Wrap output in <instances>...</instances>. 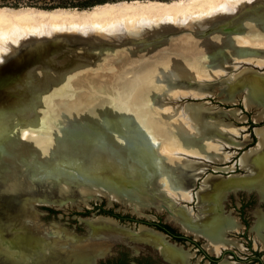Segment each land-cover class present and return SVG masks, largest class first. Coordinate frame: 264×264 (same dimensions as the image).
I'll use <instances>...</instances> for the list:
<instances>
[{"label": "bare ground", "instance_id": "1", "mask_svg": "<svg viewBox=\"0 0 264 264\" xmlns=\"http://www.w3.org/2000/svg\"><path fill=\"white\" fill-rule=\"evenodd\" d=\"M242 2L244 0H173L170 2L124 0L99 4L92 9L81 11L77 9L47 11L33 7H0V50L5 48L13 37L18 38L24 31L28 30L86 28L88 24L102 22L106 24V22L112 23L113 21L134 18L138 20L149 18L166 20L175 17L176 19H186L189 16L200 15L207 9H232ZM254 2L255 5L247 9L248 13L238 18L233 17L234 22L222 20L212 25V28L207 22L199 23L200 26L198 25L197 31L203 33L210 28L209 34L212 37L208 39L209 35H204L197 39L182 35L183 37L175 42L176 44L173 45L171 51L176 49L181 52V55H176L177 58L187 59L193 63V74L209 77L210 75L218 76L220 70L218 72L214 69L227 63L229 55L231 56L230 59L240 58L246 49L252 48L254 50V47L260 50L264 49V2L259 0ZM134 21L137 20L134 19ZM242 43L245 45H239ZM17 53L15 52V54ZM165 57V54L156 56L154 62L165 63L166 61H160ZM227 65L229 66V64ZM144 68V70L130 71L127 80L119 82L120 85L122 84V89L124 88L123 96H125L119 101L117 99L107 100L98 105L99 101L94 105L99 108H95L90 105H77L76 103L80 101L78 99L72 102L66 100L64 101L66 104H62V107L69 109V112L63 114L54 113L56 111L52 107L53 99L47 96L44 98L46 103L44 108L47 110L44 111L45 114L41 115L35 111L31 117L29 115L24 117L21 112L13 115L19 120L21 117L24 118L25 122L22 124L25 125L24 127L21 128L17 125L15 129L8 130L9 126L0 122V181L7 183H5L7 186H3V188L18 186L17 180L21 178H45L57 188L85 193L84 199L97 196L98 193L107 194L113 198L130 201L136 207L145 199L135 193L153 196V198L159 195L163 197L161 199L166 200L168 198L190 200V187H192L196 175L202 172L203 167L198 166L199 168H195L197 170L195 172L194 163L178 157L176 152L180 150L182 153L183 151L195 153L197 151L207 154L212 159L223 160L224 156L219 152L221 147H218L221 144L218 145L213 137L219 135L228 141L230 138L223 134V126L217 125V127L215 126L216 123L206 120L204 110L199 106L189 105L186 113V116L193 120L194 125L192 126H195L196 131L198 130L197 134L191 132L187 135L184 131L190 129L185 130L184 126V131L181 130V135L177 137L172 134L177 131L176 127L174 131H169V128L167 129L164 124L151 121V118L149 120L137 106L139 103H130L135 88L139 86L140 88L143 87L144 90L151 89L150 85L153 82L150 83L147 79V72H149L148 69L152 70V66L146 64ZM113 75L116 78L117 76L124 78L122 71H116ZM17 76L20 77L18 72ZM104 77L108 78V75L105 74ZM262 78L257 77L252 70L240 71L224 80V89L227 90V94L238 86L247 89V103L252 104L264 96V76ZM67 81L69 83L70 80ZM19 82L20 78L17 83H11V87L8 88L7 94L12 97L11 100L5 101V103L0 102V104H5L0 105V121L10 118L11 112L22 106L23 100L20 97L25 90L21 89ZM71 87L73 90L75 89L76 94L80 93V91L76 92V88L78 90L79 88L74 80ZM126 107H129L130 111L123 112L122 109ZM155 108L157 110V107ZM148 116H151V112ZM186 120L191 121L190 119ZM46 127L53 129L48 132L49 138L47 135L46 138L35 136L36 132H40ZM54 130L56 131L55 137L52 135ZM26 131L35 132V135H25ZM256 133L259 137L258 145L253 150L246 151L241 158L243 167L251 170L252 174L257 172L253 163L258 164L259 162L260 164L261 162L264 166V127L257 128ZM186 144L190 146L186 147ZM233 183L231 180H221L219 175L206 177L201 194H225L222 189L224 190L228 186L233 187ZM4 192L5 189L2 193L0 192V205L8 208L16 200L14 206L17 207L16 214L20 215V219L14 224L18 228V232L12 236L9 235L10 237H5L4 233L2 234L7 230L8 222L6 223V220L8 217L2 218L0 221V231L2 230L0 264H85L86 261L81 260L82 254L92 250L97 252L104 248V246L94 244L76 250L78 256L72 255L66 258L62 252L55 249L56 246L53 247L51 243L49 244L50 240L41 239L42 230L37 228L35 212L33 209L32 211L29 210L28 202L26 200L19 201L20 194H8L6 196ZM50 196L48 195V197ZM3 197H7V199ZM50 198H46V201L52 203L55 201V203L61 204L65 197L62 199L59 197V200ZM199 198L206 200V197ZM212 204L213 201L211 206ZM210 209H213V206ZM181 215L183 214L181 213ZM174 216L179 217L178 213H174ZM225 218L220 215L217 216L216 213L215 215L206 213L193 219L186 216L182 225L186 230L196 235L208 237L210 242L207 244V248L217 251L221 245L229 243L222 235V228L231 226L232 220ZM179 219L181 220V216ZM101 224L104 225V223ZM90 225L94 224L90 223ZM105 225L113 226L114 223L108 220ZM45 231L48 230L45 229ZM27 232H33V235H26ZM162 244L164 245L161 242Z\"/></svg>", "mask_w": 264, "mask_h": 264}, {"label": "rangeland", "instance_id": "2", "mask_svg": "<svg viewBox=\"0 0 264 264\" xmlns=\"http://www.w3.org/2000/svg\"><path fill=\"white\" fill-rule=\"evenodd\" d=\"M71 1H74L75 4L79 3V0H0V7H33L45 10L54 8H76L84 10L92 9L94 6H97L99 4L113 3L124 0H108L86 7L71 5ZM154 1L170 2L173 0ZM254 1L255 0H244V2L239 3V5L232 9H207L206 11L200 13V15L189 16V18L186 19H176V17L173 19L167 18L166 20L161 18H149L146 19V21L134 18L137 21H134V19H125V22V20L122 19L119 20L120 23L119 21H113L112 23L106 22V24L105 22L96 23L98 25L93 23L90 25L88 24L87 26L89 27L86 26V28H57L42 31H24L20 36H18V38L13 37V39L8 42V45L0 50V66L5 65L15 54V52L17 53L20 47L25 43H30L31 41L41 39H55L58 36L64 37V35L68 37V39H70L73 43L70 49V52L72 54L90 53L92 57V53H113L118 50H127L132 52V54L134 55L138 54L139 52H152L158 50L163 46H166L171 40L181 39V37L183 36L199 39L204 35H209L208 39H210L212 36L209 33L211 31L210 28H212V25L222 20H226L227 22H234V19L232 18H238L239 16H243L244 14L248 13L247 9L255 5ZM259 1L264 2V0ZM203 22H207L209 23L208 25L211 26L210 28L208 27L209 29L207 31L199 33V31H197L198 25L200 26V24H202ZM103 24H105L106 27ZM116 25L119 26L117 27ZM225 26L227 25L225 24ZM164 27L167 29H165ZM239 45L242 46L245 44L242 43ZM150 47L152 48V50ZM254 48V50L259 49L257 47ZM254 50L252 48L250 50L246 49V51L243 52V56H241L240 58L230 59L231 56L229 55V61H227V63L214 69L216 71L218 70V72L220 70V75L217 73L218 76L210 75L209 77H201L198 74H193V63L187 59L178 58L176 61L171 60L166 64L167 66L154 65L152 66V70L148 69L149 72H147V79L150 81V83L153 82L154 84H149L151 86V89L147 88L146 90H144L143 87L140 88L138 86L137 88H135L136 90H133L132 92V99L130 103H139L137 106L149 120L151 118V121L164 124L165 126H167V129L169 128V131H174L176 127L177 131L172 134L177 137L181 135V130L184 131V126L185 130H187V128L190 129L184 131L187 135H189L191 132H195V134H197L198 132V130L196 131L195 126H192L194 125V122L191 117L186 116V113L188 111L187 107L191 105L202 107L204 110V114L206 115H204L206 120L212 123H216L215 126H223V134L227 135L230 139H234L238 142L231 143L228 140L222 139L219 135L213 137L214 140L216 139L215 142L218 145L221 144V146L219 145L218 147H221L219 149V152L222 154V156H224L223 160L212 159L208 157L207 154H202L200 152L198 153L197 151L195 153H192L190 151H183L182 153V151L180 150L176 152L178 157L194 163L195 172L197 171L195 168L198 169V166L203 167L202 172L196 175V178L193 180L194 183L192 187H190V200L181 198L172 199L168 197V200H166L161 199L163 197L159 195L156 196V200H154L153 197H148L146 195L143 196L134 192L136 195L140 196L141 198L143 197L146 200H142L141 202L140 198L141 203L136 207L134 206V203L130 201L113 198L107 194L98 193L97 196L88 198L86 197V199H84L83 197H85V193L78 192L77 190L73 191L64 190L60 187L57 188L50 184L49 181H46L45 178L31 179L28 177L17 180L18 186L13 187L8 186L6 188H3V186H7V183L4 181H0V192L2 193L5 189L4 194L6 196L8 194L17 193L20 194L21 200L32 201L31 207L36 212V214H34L37 219V228L42 230L46 229L54 234L62 235V233L66 232L67 234H71L80 238L90 236V234L92 233L89 222L93 221L95 222L93 224L97 225L99 223V220L95 221V219H98V217H105L103 211L110 210L121 215L133 216L134 219L138 221V223L139 221L147 222L163 220L167 223H170L171 225H174L184 233L190 235V232L181 229L180 219L175 217L174 213H178V211L181 210V206H186L188 208H191V213L193 215L196 214L199 216L201 214V211H203L202 208H204L205 205L202 206L199 199L197 201L195 195L199 187L203 189V184L206 177H209L211 174H221L220 177L231 176L234 172H231L229 170L234 167V164H232L233 160L236 159L237 162L241 163L242 156H240V154L245 149L241 148V152L236 153L235 151H233L237 149L235 147L241 144L244 145L245 143H254L253 146H255L258 142L256 130L257 128H260L259 126L264 127V124H260L264 122V102H261L260 104L258 103L257 105H253V103L248 104V91L245 88L237 90L236 95L232 98H230V95L227 94V90L224 89V80L233 76V74L237 72L253 70L257 73L264 74V49H259L257 51ZM102 56L103 54L101 56L96 55L95 57L97 58V60H100V57ZM227 64H229V66ZM143 91L145 94L143 93ZM140 98L143 99L141 100ZM75 100L77 99L71 98L70 101L72 102ZM154 107H157V110L156 108L154 109ZM152 110L154 111V113ZM150 112L151 116H148L150 115ZM181 113L184 116H182ZM29 116L31 117L32 114H30ZM186 119H190L191 121ZM251 121L254 122L255 125L251 124ZM44 129L40 132H36V135L35 132L32 133L30 131H26L25 135L32 134V136L35 135L36 137H45L47 135L48 137H46L49 138L50 135L48 132H51L53 130L52 127H46ZM45 131L47 133H44ZM178 131L180 134L178 133ZM199 134H201V132H199ZM52 135L53 137H55V130ZM189 146H187L186 144V147ZM231 159L233 160L231 161ZM241 167H243L242 164ZM238 171L239 173L237 174H241L243 172H246L247 170L245 171L244 169H238ZM236 194H238L239 196L241 192H237ZM48 195H51V198L48 197ZM59 197L60 199L65 197L64 199H62L64 200V202H62L61 204L55 203V201L54 203L46 201V198L59 200ZM3 198L7 199V197ZM235 199L236 201H240V197H235ZM164 204L168 205V207L170 208H166ZM229 207L230 205H228V208ZM17 211V207L15 206L7 208L0 205V221H2V218L7 217L8 220L11 221L10 219H12V216ZM13 223L14 222L12 221L10 225H13ZM117 224L119 225V222H117ZM121 226L129 228L131 230H137V228L139 227V225L135 227L134 223H128V221H123L121 223ZM17 232L18 231L14 229H8V231H4L2 232V234L4 233L3 235H5V237H10ZM194 236L196 239H202V241L204 243L206 242V244L210 242L209 238L204 239L203 237L196 234ZM109 242L111 243L113 241ZM114 242L115 246L113 248L115 252L122 251L123 253H126L128 259L131 262L135 261V259H140V257H145L144 255H149V257L153 258V263L162 264L158 251L150 246H147L141 241L127 238L114 240ZM206 247L208 246L206 245ZM184 248H186L187 250V253L189 255L188 258L192 261L191 264H196L197 262H199V252L192 244H186ZM221 248H227V246L223 245L222 247H219V249ZM233 248L237 250L239 254L244 255L242 251L245 249L241 245ZM208 251L213 253V250L210 248H208ZM217 252L219 251L217 250ZM227 259L230 260L229 258ZM227 262L228 261L226 260L224 264H227ZM206 263L208 264V262Z\"/></svg>", "mask_w": 264, "mask_h": 264}, {"label": "flooded vegetation", "instance_id": "3", "mask_svg": "<svg viewBox=\"0 0 264 264\" xmlns=\"http://www.w3.org/2000/svg\"><path fill=\"white\" fill-rule=\"evenodd\" d=\"M258 103L260 104L261 102L259 101ZM259 127L261 128L263 126ZM233 143L238 142L234 140ZM258 143L259 137L255 146H253L254 143H245L244 145L241 144L236 146L235 148L237 149L233 151L240 153L241 148H245L240 154V156H243L246 151L253 150ZM232 160L233 159H231V161ZM233 162L232 164H234V167L229 171L234 173L231 176L220 177L221 180H231L234 182L233 187L228 186L224 190L222 189L225 194H211L212 198L216 197L212 199L209 193H207V195H202V188L199 187L195 195L197 201L198 199L199 201L201 200L199 197H206V200L203 199L200 201L202 206L205 205L200 215L206 213H213L215 215L216 213L217 216L220 215L232 220L231 226L229 225L228 227L225 226V228H222V235L229 243L226 245L227 248H221L218 250L219 252L216 250H213V253L208 251L206 242L204 243L202 239H196L194 236L195 233L189 230L187 231L191 233L190 235L163 220L139 221L138 223L133 216L121 215L110 210L103 211L105 217H98V219H95H102L97 225H90V223L93 224V222H89L92 234L85 238L67 234L66 232L62 233V235L54 234L42 229H40L42 230L41 233L40 231H38V233H40L41 239L50 240L49 244L51 243L53 247L56 246L55 249L62 252L66 258L72 255L75 257L78 256L76 250H80L83 247H90L94 244L104 246L100 251L95 252L92 250L87 251L84 255L82 254L81 260H85V264H158L153 263V258L149 257V255H144L145 257H140V259H135V261L131 262L126 253L122 251L115 252L113 248L115 246L114 240L127 238L141 241L147 246L156 249L162 264H191L192 261L188 258L189 255L186 248H184L186 244L189 243L196 248L199 252L198 255H200L199 262L196 264H207L206 262H208V264H224L226 260L228 261L227 264H264V166L261 162L260 164L259 162L258 164L253 163L257 172L255 171L254 174H252L251 170L248 168L241 167V163L237 162L236 159H234ZM242 168L247 171L237 174L239 173L238 169L243 170ZM210 176H212V174ZM219 176H221V174ZM237 192H241V194L238 196V194H236ZM235 197H240V201H236ZM153 199L156 200V197ZM212 201L213 209H210V207H212ZM228 205H230L229 208ZM164 206L168 208L167 205ZM181 208L182 209L178 211L179 217L177 218L181 216V229L186 230L182 225V221H185V217L189 216L193 219L198 217V215H193L191 213V208L186 206H181ZM181 213L183 215H181ZM108 220L112 221L114 225L106 226L105 224ZM115 221L119 222V225ZM123 221L134 223L135 227H137V225H139V227L137 230H131L121 226ZM101 223H104V225ZM32 233L33 232H27L26 235H33ZM198 236L204 239L208 238L204 235ZM109 241L113 242L110 243ZM161 242L164 243V245H161ZM80 243L81 245H79ZM240 245L245 249L242 251L244 255L239 254V252L233 248ZM222 246L223 245L220 247Z\"/></svg>", "mask_w": 264, "mask_h": 264}, {"label": "water", "instance_id": "4", "mask_svg": "<svg viewBox=\"0 0 264 264\" xmlns=\"http://www.w3.org/2000/svg\"><path fill=\"white\" fill-rule=\"evenodd\" d=\"M55 9L76 8H54L47 11ZM77 10L81 11L80 9ZM179 40L180 39L171 40L166 46L158 50L135 55L127 50H118L113 53L104 52L100 60H97L95 57L96 55L101 56L102 54L100 53H92L93 57L90 53L72 54L70 49L73 43L65 35L64 37L58 36L55 39H41L25 43L20 47L17 54L13 55L5 65L0 66V102L3 101L5 103V101L11 100L12 97L7 94L8 88L11 87V83H17L19 78L21 89L25 90L20 97V99L23 100L21 103L22 106L17 107L14 112L12 111L10 118L0 122L5 123L6 126L8 125V130L12 128L15 129L17 125L21 126V128L24 127L25 125H22L25 122L24 118L21 117L19 120L13 115H16L17 112H21V115L25 117L30 114H35V111L39 114L41 113V115L45 114L44 111L47 110L44 108V106H46L44 98L47 96L53 99L52 107H54L56 111L54 113L69 112V109L63 108L62 104H66L64 101L67 99L70 101L71 98H76L78 101L80 100L76 103L77 105H90L95 108H99L94 106L99 101L98 105L101 104L102 101L115 99L119 101L124 99V88L122 89V84L120 85L119 82L127 80V75L130 71L144 70L146 64L149 66H165L171 60L176 61L178 59L176 55H181V52H178L176 49L171 51V48L175 42ZM161 54H165L166 57L160 61L166 62L161 64H159L158 61L154 62L155 57ZM116 71H122L124 73V78L118 76L116 78V76L113 75ZM17 72L20 77L17 76ZM105 74L108 75V78L104 77ZM68 79L70 80L69 83L67 81ZM73 80L79 88V90L76 88V92L80 91L79 94H76L75 89L73 90L71 87ZM122 110L123 112L130 111V108L126 107ZM135 114L137 113L135 112ZM11 133H13V131H11ZM18 199L19 201H23L20 198ZM15 201L10 204V207H14ZM27 202L29 210L32 211V201ZM16 215L17 214L14 213L12 219H10L11 221L6 220V223L8 222L6 231H8V229L18 231V228H16L14 224L19 222L20 215ZM15 216L17 217L16 219ZM12 221L14 223L10 225Z\"/></svg>", "mask_w": 264, "mask_h": 264}, {"label": "trees", "instance_id": "5", "mask_svg": "<svg viewBox=\"0 0 264 264\" xmlns=\"http://www.w3.org/2000/svg\"><path fill=\"white\" fill-rule=\"evenodd\" d=\"M105 1H108V0H79V3H74V1H71V5H74V6H80V7H86V6H92V5H95L97 3H102V2H105ZM251 124L255 125V123H253L251 121ZM260 124H264V122L260 123Z\"/></svg>", "mask_w": 264, "mask_h": 264}, {"label": "crops", "instance_id": "6", "mask_svg": "<svg viewBox=\"0 0 264 264\" xmlns=\"http://www.w3.org/2000/svg\"><path fill=\"white\" fill-rule=\"evenodd\" d=\"M252 72H253L257 77H259L260 79L262 78V76H264V74L257 73V72H255V71H253V70H252ZM237 73H238V72H237ZM262 80H263V78H262ZM239 89L241 90V89H243V88H242L241 86H238V87H236L234 90H231L230 93H229L230 98L234 97V96L236 95V93H237V90H239ZM225 90H226V89H225ZM228 98H229V97H228ZM259 101H260V102H264V96H263L262 98H260ZM259 101H258V102H259ZM258 102L255 100V102H253V105H257ZM229 142L233 143V142H234V139H230ZM190 196H191V193H190Z\"/></svg>", "mask_w": 264, "mask_h": 264}]
</instances>
